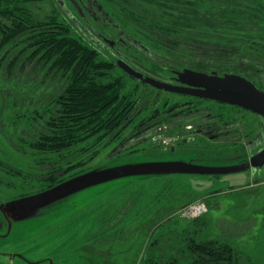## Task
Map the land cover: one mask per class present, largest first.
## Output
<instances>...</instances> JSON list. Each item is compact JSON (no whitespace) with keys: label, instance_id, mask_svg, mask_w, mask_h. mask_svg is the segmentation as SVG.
Segmentation results:
<instances>
[{"label":"rangeland","instance_id":"1","mask_svg":"<svg viewBox=\"0 0 264 264\" xmlns=\"http://www.w3.org/2000/svg\"><path fill=\"white\" fill-rule=\"evenodd\" d=\"M100 1L121 30L133 37L131 41L137 40L141 49L152 53L147 55L131 43L130 50H123L128 59L138 61L151 71L161 70L162 66L170 65V61L179 60L176 57H180L183 47L180 42L185 41L181 36L143 34L120 12L115 1ZM256 3L264 8V0ZM32 6L37 17L54 14L60 23L65 21L73 28V38L80 37L92 46L84 34L75 31L73 21L66 15L67 7L73 9L70 0H40ZM259 23L264 30V23ZM261 51L264 56V48ZM115 67L114 76L122 78L124 83L122 93L135 103L130 124L121 128L114 140L99 147L96 158L82 170H71L63 176L64 181L51 189L101 179L141 164L188 163V158L179 152L162 154L160 151H169L175 145L178 125L171 122L172 115L191 100L145 87L117 65ZM27 71L32 68L27 67ZM212 106L223 117L230 115L252 122L253 118L246 112ZM13 114L11 111L1 114L0 124L20 121L27 126V115L20 110L16 112L18 116ZM154 117L163 118L162 130L147 137L148 140L136 137L137 128ZM1 132L0 207L12 200L36 195L48 186L45 177H34L31 158L7 142ZM154 136H158L156 141L152 140ZM236 146L231 145L224 151L237 149ZM259 170L229 173L218 179L195 175L116 176L91 182L55 200L19 212L0 208V264H140L147 244L167 234L176 235L177 240L180 235H196L198 240L219 237L256 264H264V165ZM198 202L207 206L205 215L194 218L193 222L184 221L183 215H179L180 209Z\"/></svg>","mask_w":264,"mask_h":264},{"label":"trees","instance_id":"2","mask_svg":"<svg viewBox=\"0 0 264 264\" xmlns=\"http://www.w3.org/2000/svg\"><path fill=\"white\" fill-rule=\"evenodd\" d=\"M112 1L143 34L181 36L180 61L264 66V30L259 26L264 8L257 0ZM37 2L0 0V115L11 111L18 116L20 110L28 117L26 127L16 121L0 124V130L31 158L34 177H45L43 192L94 160L99 147L130 124L136 107L122 93V78L113 74L115 62L82 38H73V28L54 14L37 17L32 6ZM162 120H147L135 136L146 140ZM196 237L152 239L140 264H256L227 240Z\"/></svg>","mask_w":264,"mask_h":264},{"label":"flooded vegetation","instance_id":"3","mask_svg":"<svg viewBox=\"0 0 264 264\" xmlns=\"http://www.w3.org/2000/svg\"><path fill=\"white\" fill-rule=\"evenodd\" d=\"M74 1L77 3L80 11L72 4L73 9L66 8L68 11L66 15L73 21L75 31L84 34L94 48L115 63L119 60L123 61L133 69L174 87H187L183 84V81L185 82V80H187L184 74L186 71L190 70L208 75H237L252 81L261 82L263 85L262 89L264 90V66L262 65L249 66L239 62L237 65L228 64L219 67L216 65L208 66L200 61L188 59L186 61L176 60V62H171L168 66H162L161 70L151 71L138 61H131L128 59L126 53H123V50H130L131 43H133L136 46L138 45L139 48L137 50L143 51L147 55L152 54L151 51L146 48H144L145 50L141 49L139 46L140 43L137 40L131 41L133 37L130 38L124 33L114 19L100 8L97 1ZM94 25L96 27H94ZM159 59L165 61L164 59L166 58ZM141 85L151 88L144 84ZM151 89L157 92L184 96L191 100V102L185 104L183 107H179V109L173 113V115H176H172L174 119H172L171 122L173 125L176 123L178 125L175 127L177 129L175 130L177 137L176 143L169 151H160V153L175 154V152H179V154L185 155L188 158V163L183 164L196 168H238L235 172L249 171L256 173L263 167L254 168L251 167L250 163L251 159L264 148L263 118L251 111L231 104L181 93ZM213 104L246 112L253 118L252 122H247L245 118H235L230 115L223 117L222 114L217 112V108L212 106ZM162 106H164V104ZM180 119L182 123H178ZM175 120H178V122ZM186 121H189L188 126L186 125ZM165 128L168 131L167 127ZM161 130V125L153 127L151 135ZM231 145H237V149L224 151V149L226 150ZM164 149L165 148L162 150ZM227 174L195 176H208L218 179ZM173 175L194 176L192 174Z\"/></svg>","mask_w":264,"mask_h":264},{"label":"water","instance_id":"4","mask_svg":"<svg viewBox=\"0 0 264 264\" xmlns=\"http://www.w3.org/2000/svg\"><path fill=\"white\" fill-rule=\"evenodd\" d=\"M78 10L77 3L70 0ZM100 8H102L100 6ZM116 65L125 74L129 75L136 81L153 89L181 93L194 97L214 100L217 102L227 103L241 107L264 119V90L261 82L252 81L233 74H204L194 71L185 72V84L187 87H174L165 84L147 74L141 73L123 61H117ZM251 167L261 168L264 165V148L251 159ZM238 168L229 169H212L190 167L183 163L175 162H153L148 164L136 165L131 168L122 169L116 173L110 174L102 180L116 176H127L137 174H155V175H173V174H192V175H210V174H227L237 171ZM101 179L76 183L69 186L49 189L36 195L12 200L3 204L0 208L4 211L19 212L30 207H34L46 202H50L64 196L86 184L100 181Z\"/></svg>","mask_w":264,"mask_h":264},{"label":"built area","instance_id":"5","mask_svg":"<svg viewBox=\"0 0 264 264\" xmlns=\"http://www.w3.org/2000/svg\"><path fill=\"white\" fill-rule=\"evenodd\" d=\"M157 139H158V136H154L152 138L153 141H156ZM162 142L163 144H165L164 141ZM153 143H156V142H153ZM206 211H207V206L204 203L198 202L184 209H180L179 211L180 214L179 213L178 214L183 215V218L180 216L182 219L191 220V219L204 215Z\"/></svg>","mask_w":264,"mask_h":264}]
</instances>
